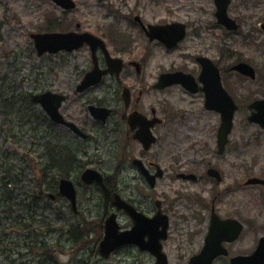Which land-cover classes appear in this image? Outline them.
Listing matches in <instances>:
<instances>
[{
  "label": "flooded vegetation",
  "instance_id": "flooded-vegetation-1",
  "mask_svg": "<svg viewBox=\"0 0 264 264\" xmlns=\"http://www.w3.org/2000/svg\"><path fill=\"white\" fill-rule=\"evenodd\" d=\"M210 1L213 6L210 14H201L193 22L191 19L180 22L186 27V37L174 49L151 41L140 23L129 31L138 33L135 40L128 32L116 45L105 38L110 57L121 60L115 63L120 64L121 70L104 76L99 85L78 94L77 87L96 65L109 70L105 51L97 49L96 63L91 55L83 75L75 79L60 109L64 119L78 130L53 122L39 107L35 133L37 159L30 173L39 183L32 189L34 183L28 184L25 169L6 174L14 188L7 191L4 200L0 199V264H190L202 252L214 216L243 225L238 241L227 245L229 258L217 259L214 264H230L237 256L251 254L233 251L246 226L237 218L222 215L224 198L231 196L232 184H226V175L215 163L207 158L160 160L162 150L166 152L171 147L172 111L171 103L157 101L156 94L175 91L183 99L198 98L204 105L205 90L208 85L215 89L219 77L224 90L234 99L236 94L230 84L236 79L242 91L249 80L233 70L236 64L246 62L243 54L235 50L234 39L242 36L244 26L239 11L247 10L249 5L260 9L264 0ZM261 16L254 29L264 32V8ZM227 17L233 25L237 24V31L230 29L232 24ZM254 29L251 26L248 30V42ZM156 44L166 49L165 68L156 69L153 52ZM247 63L251 61L247 59ZM179 72L192 77L196 93L183 86L157 89L163 75ZM91 105L108 109L107 120L93 119L89 112ZM164 138L167 141L163 142ZM160 144L163 146L157 151ZM88 169L101 173L107 192L83 181ZM211 170L218 171V177H213ZM49 178L54 181L52 187L40 183ZM63 179L72 182L74 199L61 193ZM194 186H200V191L195 193ZM183 201L190 205L186 214L182 210ZM116 202L140 214L142 228L136 227L133 217ZM64 211L67 213L64 227L53 226L59 224V215ZM50 217L55 219L51 224ZM109 221L117 228L115 236L134 230L137 243L117 247L105 258L99 249Z\"/></svg>",
  "mask_w": 264,
  "mask_h": 264
},
{
  "label": "rangeland",
  "instance_id": "rangeland-1",
  "mask_svg": "<svg viewBox=\"0 0 264 264\" xmlns=\"http://www.w3.org/2000/svg\"><path fill=\"white\" fill-rule=\"evenodd\" d=\"M74 1L77 3L76 10L65 13L51 2L0 0V126L4 125L5 120V116L1 113L3 109L9 111L7 125L9 121L17 123L26 120L25 109L28 108L29 103L22 107L23 97L41 93L48 88L56 89L55 78L59 80V83H56L57 88L68 89L72 84L68 76L71 75L73 79L75 76L78 77L89 58L86 50L78 51L70 56L48 55L39 58L31 38L32 34L68 32L74 30V25L80 23L83 30L92 33L102 34L105 30L119 29L122 34L128 32L135 40L138 33L129 32L132 30L131 22L134 21L135 15L140 16L145 24L163 25L189 19L193 22L201 14H210L213 10L210 0ZM235 4L239 5V2L236 1ZM263 8L264 2L260 9L256 10L253 5H249L247 10L242 8L239 11L244 20L243 31L247 35H250L248 30L251 26L254 29L255 22L262 17ZM54 21L61 25L51 24ZM256 33L258 40L264 43V32L257 28ZM140 45L141 43L137 46ZM235 50L252 62L254 66L251 65L259 75L258 81L264 89V52L259 50L255 52L254 46L245 48L240 44H235ZM153 52L156 69L165 68L168 64L166 50L156 44ZM237 83L235 79L230 87L245 114L241 112L236 115L230 145L222 157L216 153V131L217 124H220L218 115L206 112L203 102L198 98H194L193 101L189 98L183 99L175 91L156 94L157 101L167 100L171 103L172 111L171 147L166 152L165 149L162 150L160 160L170 161L169 157L207 158L215 163L214 166L226 175V184H232L231 196L224 198L222 215L226 218H237L246 225L244 236L235 244L233 251L251 253L255 250L259 239L264 236V189L258 186L245 187L244 183L252 177L264 179V130L248 122L246 110L249 100L264 98V91H257L258 82L247 81L242 91ZM11 105L13 109H21L23 113L17 110L10 112ZM0 132V141H2L3 129ZM164 141H167V138H164ZM161 146L163 144L157 146V151ZM27 148L37 152L34 141ZM4 150L9 156L15 150L16 158L12 156L10 159L11 164L18 169L20 158L26 152L10 144H5ZM61 153L60 150L61 161H64L66 158H62ZM10 159L1 158L0 179L4 177L5 171H8ZM108 159L110 160L111 156ZM45 181L51 182L53 179L49 178ZM37 183L38 181L35 185ZM193 188L195 193L201 189L200 186ZM189 206L188 202L183 201L184 214H186V207ZM65 217H67L66 211L59 215V224L53 226L64 227ZM52 220L55 219L50 217V224ZM46 222L47 220H44V223ZM87 231L85 229V232Z\"/></svg>",
  "mask_w": 264,
  "mask_h": 264
},
{
  "label": "water",
  "instance_id": "water-1",
  "mask_svg": "<svg viewBox=\"0 0 264 264\" xmlns=\"http://www.w3.org/2000/svg\"><path fill=\"white\" fill-rule=\"evenodd\" d=\"M57 5L61 6L64 9L71 10L75 8V3L71 0H52ZM181 33L179 32L176 35H163V34H157V32L153 31L150 36L151 39L159 38L162 41L168 43L169 45H172L178 37H180ZM36 42V48L38 50V53L40 56H42L45 53H52L56 54L60 51L66 50L69 52H72L74 50H77L81 48L85 43L90 44L93 49L95 50L98 45L103 46V43L88 34L85 35H77L75 33H69V34H49V35H33L32 36ZM239 69H242V72L248 74L249 70L253 72V70L247 66V65H241L238 67ZM254 75V74H253ZM102 74L98 73L97 70L94 71L91 75H89L90 81L87 83H84L82 89H86L91 84L97 83V81H100ZM181 81L171 82V83H165L162 85V87H165L166 85H171L172 83H178ZM56 96L52 94H46L42 96H34L33 100L34 102L41 103L44 108L47 110L48 114L51 116V118L57 122L65 123L63 119L61 118L59 112H58V106H54L52 103V99ZM62 100L60 99V102ZM254 107L260 112L259 114L254 115L252 118H250V121L259 123L262 127H264V101L257 102ZM207 108L212 110H219L223 113V123L220 128L219 132V147L221 152L224 150L225 145L228 142V135L230 134L232 127H233V117L234 113L236 111V106L234 103L227 97L222 96L220 98H209L207 101ZM102 110H97L95 113V117H100ZM73 127V125H69ZM84 179L88 183H94L97 182L98 184L102 185V177L97 175L95 171H89ZM250 183H261L264 184V181L260 180H252ZM71 187V183L68 181H62L61 189L63 193H66L68 195V190ZM218 232V227L216 226L214 228V233L216 234ZM110 239L107 238V242H104L102 245V249L109 245ZM112 249V248H109ZM219 253V246L215 244L213 237L209 240V246L205 250V256L203 258V261L207 264H210L212 259L215 257V255H218ZM263 255V256H262ZM262 256V257H261ZM252 264H264V241L262 243L261 248L257 251V253L251 258Z\"/></svg>",
  "mask_w": 264,
  "mask_h": 264
},
{
  "label": "trees",
  "instance_id": "trees-1",
  "mask_svg": "<svg viewBox=\"0 0 264 264\" xmlns=\"http://www.w3.org/2000/svg\"><path fill=\"white\" fill-rule=\"evenodd\" d=\"M26 100H29V99L27 98ZM50 147H51V145L48 146V148H50ZM61 154H62V153H61Z\"/></svg>",
  "mask_w": 264,
  "mask_h": 264
}]
</instances>
